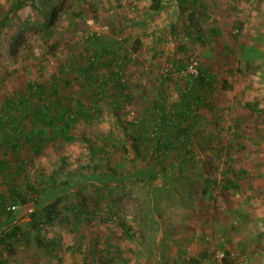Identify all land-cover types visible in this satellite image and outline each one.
Returning a JSON list of instances; mask_svg holds the SVG:
<instances>
[{"label": "rangeland", "instance_id": "obj_1", "mask_svg": "<svg viewBox=\"0 0 264 264\" xmlns=\"http://www.w3.org/2000/svg\"><path fill=\"white\" fill-rule=\"evenodd\" d=\"M10 1L23 0L0 4ZM160 1L152 12L150 0H36L10 17L0 37L1 117L31 127L26 112L21 119L2 110L5 100L26 97L29 85L76 100L93 90L90 76L108 89L109 74L119 70L126 91L117 114L113 92L84 99L85 108H97L96 119L79 121L41 154L21 144L24 166L0 154L23 169L17 179L27 194V184L42 189L28 194L39 204L31 208L38 231L28 210L7 201L18 209L15 220L0 223V264H89L94 255L110 264H205L221 248L236 254V264H264V0H183L181 13L176 0ZM91 32L99 36L85 38ZM84 55L96 58L92 75L69 67L82 66ZM191 58L211 85L187 111L180 92L191 86ZM154 102L175 107L174 121L187 111L192 141L181 156L156 155L149 134L133 137L129 125ZM82 136L107 146L102 159H87ZM0 192L7 197L5 186ZM56 199L64 222L42 221ZM81 202L89 217L78 226L70 209ZM15 227L25 241L2 242Z\"/></svg>", "mask_w": 264, "mask_h": 264}, {"label": "trees", "instance_id": "obj_2", "mask_svg": "<svg viewBox=\"0 0 264 264\" xmlns=\"http://www.w3.org/2000/svg\"><path fill=\"white\" fill-rule=\"evenodd\" d=\"M176 1L178 10L181 13L184 11L183 4L186 2H183V0ZM35 2L36 0H23L22 2L10 1L6 6L0 4V37L2 36V33H4L9 24L10 17L15 11L28 4L33 7ZM150 2V10L152 12H159L161 9V1L150 0ZM137 45L139 46V44ZM81 60L84 61L82 66L77 65V62H70V69L73 70L75 68H80L83 73L92 75L93 73L91 74L90 71L95 69L96 58L84 55ZM113 63H118V58L114 57ZM118 72L120 71L116 70L109 74L110 80L108 81L111 83V86H109L108 89H105L104 80L90 76L91 80L93 78V81H91L93 90L82 92L76 100H73L72 98L69 100L60 98L56 92V87H52L49 92H46L41 86L37 85L28 86L26 97L21 94L16 99L12 98L5 100L2 105V110L6 114L14 111L21 117V119H25L26 115H24L23 112H26L30 117L29 124L31 127L28 129L25 128L23 124L19 123V118L14 115H10L8 118L0 116V126L1 131H3V137L0 139V150H2V153L0 152L1 156L7 157L9 154L12 156V162L19 161V165L22 164V166H24V160H18V149L21 148V144L27 145L35 155H39L42 153L43 149H45L50 140L55 141L65 136V134L70 132L73 126L79 121L92 123L94 119H96L95 116H98L96 112L98 110L96 107L93 108V104L89 108H85L83 103L84 99L88 102H91L93 99L98 102L99 100L108 99L109 91L113 92L112 94L116 97V103L111 109L115 110L116 114L119 113L122 108V99H125L124 93L126 91V86L123 84ZM198 74L199 75L196 78H191V86H188L187 84L180 92V99L184 105L188 107L187 111L189 108L197 106L201 101H204L202 96L211 85L208 74L201 69H198ZM25 99L29 101L26 104ZM48 99H50V101ZM33 100L37 101L39 104L34 105V107L32 106L33 108L30 109L27 104H31ZM93 102L94 101L91 103ZM174 110L175 107H168L167 105L163 106L161 103L154 102L151 109L146 110L145 117L140 118V120L134 121L129 125L134 132L133 137L137 136L140 139H143L144 136L149 134L154 144L152 150L156 155L157 153H163L164 156H167L168 154L177 153L181 156L180 148H185L191 144L192 140L189 134L191 127L187 118V111L185 110L186 113L180 114L181 117L183 116V118H181L182 121H174V118L176 117L174 115ZM139 122L141 124L146 122L148 129L145 128L142 130ZM153 122L156 126H152ZM178 123L180 126L177 125ZM123 128L124 132L127 134V126H123ZM163 135H166V138L163 139ZM181 135L183 136V139L179 141ZM82 142L85 144L88 151V160L94 161L102 159L103 155L106 154L107 146L105 144L97 146L91 139L86 138L85 136H82ZM21 172H23L22 168L17 167L16 169V166L12 165L9 161H6L5 159L0 160V186H5L8 191L7 197L3 196L2 192H0V223L3 220L11 221L16 219L15 216L17 212L6 210L9 205L23 207L24 211L31 208H35L36 210V208L39 207L36 200H28V194L34 197L38 196L42 189L38 188L39 186L27 184L25 186L28 190L27 194L22 187H20V184H18L19 181L17 178L20 177ZM92 178H94V180L97 179L95 177ZM56 180V177H52L48 183H43L44 187L46 188L48 185L53 186ZM7 201L10 202L9 205H7ZM30 203L31 206L27 207ZM59 204L60 200L56 199L53 204L47 206L43 211L45 219L42 221H58L62 224L64 220L60 218L61 213L57 211ZM94 205L97 206L96 203H94ZM35 210H32L31 213L32 218L30 220V226L34 231H38L39 227L37 221L39 220V215H35ZM70 213L72 214L73 223L78 226L89 217L88 207H86L84 202H81L78 206H72ZM5 238L6 239L2 240V242L9 240L11 241L10 246L25 241L24 236L21 235V229L19 227L13 228ZM38 243L42 248L44 246L46 247L43 243ZM89 264H110V261H104L101 263L97 256L94 255V257H91Z\"/></svg>", "mask_w": 264, "mask_h": 264}, {"label": "built area", "instance_id": "obj_3", "mask_svg": "<svg viewBox=\"0 0 264 264\" xmlns=\"http://www.w3.org/2000/svg\"><path fill=\"white\" fill-rule=\"evenodd\" d=\"M101 32H106L107 28H101L100 29ZM99 34L98 32H91V33H87L85 35V38H93V37H98ZM186 74L190 77V78H196L199 74H198V68H197V62L194 58H191L189 63L187 64L186 67ZM18 208L16 206H8L6 208L7 211H11V212H16ZM28 213H32V210L29 209L27 211ZM205 264H236V254H234L233 252L228 251L225 248H221V249H217V250H212L209 252V254L207 255V261H205ZM246 263V259L242 258L240 260H238V264H245Z\"/></svg>", "mask_w": 264, "mask_h": 264}, {"label": "crops", "instance_id": "obj_4", "mask_svg": "<svg viewBox=\"0 0 264 264\" xmlns=\"http://www.w3.org/2000/svg\"><path fill=\"white\" fill-rule=\"evenodd\" d=\"M207 232V231H206Z\"/></svg>", "mask_w": 264, "mask_h": 264}]
</instances>
